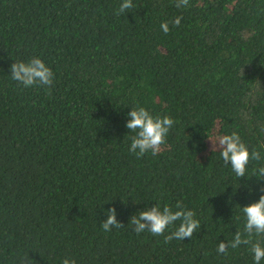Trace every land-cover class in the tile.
Here are the masks:
<instances>
[{
  "label": "trees",
  "instance_id": "1",
  "mask_svg": "<svg viewBox=\"0 0 264 264\" xmlns=\"http://www.w3.org/2000/svg\"><path fill=\"white\" fill-rule=\"evenodd\" d=\"M121 3L0 0V264H255L251 244L217 245L244 232L264 186V0ZM32 57L50 87L11 78ZM138 107L174 121L139 159L125 126ZM232 132L262 156L245 177L215 147ZM178 201L201 222L190 239L132 231L139 210ZM113 207L124 227L105 232Z\"/></svg>",
  "mask_w": 264,
  "mask_h": 264
},
{
  "label": "clouds",
  "instance_id": "2",
  "mask_svg": "<svg viewBox=\"0 0 264 264\" xmlns=\"http://www.w3.org/2000/svg\"><path fill=\"white\" fill-rule=\"evenodd\" d=\"M190 6V0H175V7L185 8ZM134 7L132 0H122L119 6V13ZM118 13V14H119ZM181 17L177 16L173 20V26H179ZM162 31L167 34L170 31L167 22L161 24ZM11 78L28 88L32 86L50 87L53 83L54 73L50 67L39 57H32L28 62L15 61L10 66ZM126 128L135 133L131 137L129 151L138 159L145 153L151 152L157 155L162 146L166 144V137L173 127L174 121L170 116H153L144 107L132 108L128 113ZM212 148L213 142L211 141ZM215 147L219 150L220 156L226 164H230L236 177H245L250 161H261V153L255 149L251 152L241 140L236 132L219 136L215 141ZM253 176L264 179V166L254 170ZM259 199L242 207L245 217L244 232L236 231L234 238L230 242L221 241L217 245V252L227 254L228 248H238L240 245L251 244V251L255 264H260L264 259V246L259 242H253L254 235H264V186L261 188ZM107 218L102 222L105 232L113 228H122L124 224L116 219L115 208L107 210ZM196 214L190 209H186L182 202L178 201L175 210L165 205L161 207L154 204L151 208H144L138 211L137 215L130 217L133 226L132 231L136 234L149 232L153 236H164V241L190 239L194 233L200 229L201 222L195 218ZM179 224L173 231L165 235L166 231L173 227L176 222ZM62 264H76L74 259L64 258Z\"/></svg>",
  "mask_w": 264,
  "mask_h": 264
}]
</instances>
